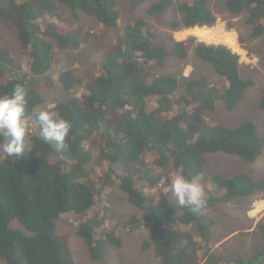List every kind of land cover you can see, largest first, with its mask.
<instances>
[{
    "label": "trees",
    "instance_id": "1",
    "mask_svg": "<svg viewBox=\"0 0 264 264\" xmlns=\"http://www.w3.org/2000/svg\"><path fill=\"white\" fill-rule=\"evenodd\" d=\"M129 1L134 10L147 0ZM208 1L159 0L146 14L153 17L171 9L178 16L168 23L173 32L213 27L217 18ZM60 5L75 18L81 12L107 26H117L120 19L117 0H0V19L16 28L31 74H51L55 70L54 47L46 37L54 38L61 49L78 48L84 41L82 33L68 32L48 19L49 15L58 16ZM224 7L232 15H246L251 39L264 36V0H224ZM38 19L44 31H40ZM227 28L232 30L230 24ZM121 41L120 49L102 59L100 74L85 83L80 97L75 94L82 80L70 70L59 73V84L71 96L57 102L53 110L72 125L63 148L45 141L40 134L36 117L44 111L40 110L44 99L21 73L9 71L10 60L5 51L0 52V95L10 94L16 84L23 86L28 124L22 155L11 158L0 151V259L6 264H71L55 233L57 221L92 211L104 202L112 183L143 214L124 224H110L104 235L98 213L76 225L73 232L84 240L91 259L103 258L106 243L120 247L119 232L146 218L151 241L143 243L144 250L154 249L160 264H197V244L186 228L195 225L209 244L215 223L206 212L215 203L264 193V177L256 180L245 173L230 178L214 175L206 206L194 215L156 189L167 170L174 173L180 165L186 178L202 177L208 154L223 152L253 163L264 153V137L253 123L209 125L202 115L204 111L233 110L244 90L254 85L252 79L240 77L239 55L226 45L198 41L194 54L211 65L223 84L218 88L209 77L190 79L184 93L173 99L178 80L154 75L146 66L150 62L160 64L167 56L186 59V42L172 40L170 49L165 50L142 18H135L124 28ZM33 121L37 128L30 132ZM6 142L0 135V145ZM95 148L100 162L105 161L97 184L88 169ZM256 229L260 234L259 255L246 261L235 259L234 264H255L264 259V223Z\"/></svg>",
    "mask_w": 264,
    "mask_h": 264
},
{
    "label": "rangeland",
    "instance_id": "2",
    "mask_svg": "<svg viewBox=\"0 0 264 264\" xmlns=\"http://www.w3.org/2000/svg\"><path fill=\"white\" fill-rule=\"evenodd\" d=\"M158 1L147 0L133 10L129 0H117L120 10L117 26L104 25L94 17L81 12L75 18L71 11L60 5L56 12L58 16L49 15L48 19L52 23L64 27L68 32L82 33L84 41L78 48L61 49L58 48L54 38L46 37L54 47L55 70L51 74L34 75L28 72L27 60L21 53L20 43L17 39V30L11 23L2 19H0V52L5 51L6 57L10 60L9 71L21 73L25 81L41 94L44 103L40 110L53 112L57 102L71 97L59 84V73L70 70L75 77L82 80V84L75 94V97H80L84 92L85 83L100 74L102 59L113 50L121 48L123 30L135 18H142L147 22L151 31L156 35L158 44L165 50L170 49L173 44L172 40L186 42V59L179 60L173 56H167L160 64L150 62L146 66L147 71L154 75H170L178 80V89L173 99L184 93L185 84L190 79L209 77L213 85L218 88L222 86V80L215 74L211 65L198 59L193 48L198 41L207 44H223L239 55L240 77L243 80L252 79L254 85L244 90L242 98L233 110L204 111L202 115L209 125L221 124L235 127L246 121L251 122L255 125L257 133L264 137V108L261 107V101L264 100V36L259 39H251L249 37L250 30L245 24L246 15L236 16L229 13L224 7V0L208 1V8L217 18L213 27L201 26L173 32L168 23L176 20L178 16L171 9L153 17L146 14L147 9ZM38 23L40 31H44L41 19H38ZM229 24L232 30L227 28ZM200 29L209 30L214 34V40L196 35L195 31ZM220 32L233 34L237 49L222 41L219 37ZM190 37H194L195 40L188 41ZM36 128L37 123L33 121L30 132L35 131ZM54 144L56 145V142ZM98 157L99 150L95 148L92 150V158L88 167L90 177L95 184L98 183L97 178L102 176L105 169V161L100 162ZM206 159L204 174L201 177L206 194L209 182L214 175L230 178L234 174L245 173L256 180L264 177V153L259 155L253 163H247L240 157L223 152L208 154ZM172 174V170H167L165 177L161 179L156 189L178 204L170 190ZM95 206L86 215L62 219L56 223V236L66 248L65 255L71 264H160V261L154 256V249L150 247L147 250L143 249V243L151 241L150 226L146 218L119 232L122 241L120 247L106 243L103 258L101 260L91 259L88 246L82 238L73 232L76 225L84 222L91 214L98 213L99 217L103 219L100 229L104 235L110 224H124L132 217H140L143 214L141 210L128 202L127 196L115 183H112L107 189L104 202ZM206 214L215 223L209 234V244L203 241L195 225L186 228L197 244V264H234L235 259L246 261L259 255L257 248L260 234L256 226L264 223V193L234 198L225 203H215ZM254 263L264 264V259H258ZM0 264H6L5 260L0 259Z\"/></svg>",
    "mask_w": 264,
    "mask_h": 264
},
{
    "label": "clouds",
    "instance_id": "3",
    "mask_svg": "<svg viewBox=\"0 0 264 264\" xmlns=\"http://www.w3.org/2000/svg\"><path fill=\"white\" fill-rule=\"evenodd\" d=\"M26 103V92L20 84H16L10 94L0 95V135L7 140L0 145V151L7 157H19L25 152L28 133ZM36 120L45 141H54L60 148L65 146V139L72 127L68 120L49 111H41ZM172 176L170 190L177 203L188 207L194 215H199L207 203L201 176L186 178L183 165L178 166Z\"/></svg>",
    "mask_w": 264,
    "mask_h": 264
},
{
    "label": "bare ground",
    "instance_id": "4",
    "mask_svg": "<svg viewBox=\"0 0 264 264\" xmlns=\"http://www.w3.org/2000/svg\"><path fill=\"white\" fill-rule=\"evenodd\" d=\"M195 34L198 35L199 37H203L205 39H212L214 40L213 36L214 34H212L209 30L207 29H200V30H196ZM218 37V36H217ZM219 37L222 41H224L227 45H229L230 47H233L235 49H237V43L235 40V37L233 36V34H225L224 32H220ZM218 37V38H219ZM216 38V39H218Z\"/></svg>",
    "mask_w": 264,
    "mask_h": 264
}]
</instances>
